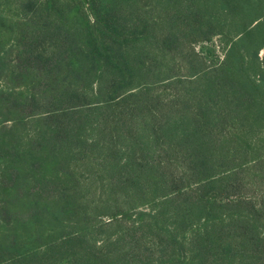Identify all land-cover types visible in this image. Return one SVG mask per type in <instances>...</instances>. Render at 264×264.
Segmentation results:
<instances>
[{"label": "trees", "instance_id": "obj_1", "mask_svg": "<svg viewBox=\"0 0 264 264\" xmlns=\"http://www.w3.org/2000/svg\"><path fill=\"white\" fill-rule=\"evenodd\" d=\"M0 264H264V0H0Z\"/></svg>", "mask_w": 264, "mask_h": 264}, {"label": "rangeland", "instance_id": "obj_2", "mask_svg": "<svg viewBox=\"0 0 264 264\" xmlns=\"http://www.w3.org/2000/svg\"><path fill=\"white\" fill-rule=\"evenodd\" d=\"M214 41H215V39H214ZM203 44H206V42H204ZM202 44V45H203ZM217 49V54L218 55H221V48L220 47H217L216 48ZM219 59V58H218ZM215 56H212L211 57V61H214V62H216L217 60H218ZM83 165H79V171L80 170H82V171H85V169L82 167ZM81 172V171H80ZM102 218H104V219H106V216H101ZM113 230V229H112Z\"/></svg>", "mask_w": 264, "mask_h": 264}]
</instances>
